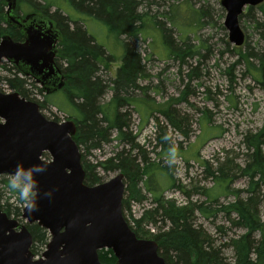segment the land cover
Here are the masks:
<instances>
[{"label": "rangeland", "instance_id": "rangeland-1", "mask_svg": "<svg viewBox=\"0 0 264 264\" xmlns=\"http://www.w3.org/2000/svg\"><path fill=\"white\" fill-rule=\"evenodd\" d=\"M28 1L41 5L50 2L48 14L60 6L63 15L81 18L88 34L113 57L109 63L104 60L99 63V75L109 85L100 100L103 107L113 96L108 79L115 78L122 66L124 46L120 41L127 42L141 55L144 72L138 80L140 87L121 93L120 96L130 100L118 104L119 112L125 113L127 130L140 147L131 148L116 139L114 129L110 131L109 142L89 153L85 154L79 146L86 164L103 161L124 148L129 155L140 158V167H150L147 174H139L138 196L129 200V210L125 212L132 231L138 238L153 239L170 226L162 215V206L187 207L191 210L189 224L201 233L200 239L206 237L204 247L206 251H214L215 264H234L232 241L245 229L234 223L235 213L229 217L220 209L236 200V196L221 194L217 202H212L208 190L213 187L215 178L208 169L215 174L224 171L232 178L230 189L238 190L240 198L244 199L248 178L241 170L259 146L256 139L263 141L260 148L264 154V69L259 64L264 56V0L258 6H245L239 15V25L245 34L240 46L228 39L224 26L226 11L220 0H136L137 9L144 14L143 28L141 25L136 34L119 38L102 22L74 10L68 0H17L16 13L34 12L35 6ZM5 10L6 6L2 12ZM172 45L183 47L184 52L180 54L183 59L173 55ZM10 67L11 64L2 60L0 91L6 93L17 92L5 81V77L13 73ZM18 76L23 77L19 72ZM32 83L26 84L28 95L24 98L38 103L44 117L57 122H75L73 118L81 117L77 115V103L69 105L66 93L59 90L46 98L39 91L40 84ZM166 111L171 112L175 125L165 116ZM165 135L169 136L167 141ZM158 136L164 141L159 143ZM172 146L177 147L179 159L169 167L167 154ZM42 158L49 160L51 155L44 151ZM119 171L96 169L102 182ZM8 180L9 175H0V208L2 206L7 216L27 225L21 215L12 210L17 206L22 213L24 204L4 185L3 181ZM146 183L156 190L154 194L147 190ZM124 184L126 186L127 181L124 180ZM256 195L258 214L263 218L264 184ZM157 197L158 202H154ZM203 208L210 212H204ZM140 218L138 226L135 221ZM45 246L35 245L36 257L41 256Z\"/></svg>", "mask_w": 264, "mask_h": 264}, {"label": "water", "instance_id": "water-1", "mask_svg": "<svg viewBox=\"0 0 264 264\" xmlns=\"http://www.w3.org/2000/svg\"><path fill=\"white\" fill-rule=\"evenodd\" d=\"M3 17L16 27L23 40L3 34L0 38V65L11 63L23 75L40 84L45 94L65 85V75L56 63L61 34L53 22L39 12L21 16L17 0H3ZM263 0H220L226 11L224 26L235 46L244 43L239 15L245 6H258ZM73 120L58 123L44 117L35 101L18 92L0 91V175H9L18 162L25 167L42 162L46 172L38 175L42 190L55 189L51 199H41L39 210L21 218L37 223L49 234L40 257L31 251L32 234L27 225L7 216L0 208V264H167L153 239L136 236L122 213L124 175L119 171L95 185L84 183L85 171L79 147L73 139ZM46 151L51 159L43 160ZM109 249L114 263L99 260L98 251Z\"/></svg>", "mask_w": 264, "mask_h": 264}, {"label": "trees", "instance_id": "trees-1", "mask_svg": "<svg viewBox=\"0 0 264 264\" xmlns=\"http://www.w3.org/2000/svg\"><path fill=\"white\" fill-rule=\"evenodd\" d=\"M74 10L82 11L89 14L90 17L102 22L110 31L121 35L131 36L136 34L139 26L143 28V12L137 9L136 0H68ZM29 5L35 6L34 12H39L50 18L53 25L61 33L62 41L59 42V52L56 58V63L61 68L65 75V85L60 90L66 93L68 103H77V118H73L76 124V132L73 136L78 147H82L83 151L89 153L90 150L101 147L103 143L110 141V131H116V139L123 143L129 144L131 148L140 147L134 139L135 137L127 130V122L124 118L125 113H120L118 104H124L130 100L120 96L121 93L129 92L130 88L140 87L138 80L143 76L142 58L136 49L131 47L127 42H122L124 52L121 58L122 66L117 70L115 78H109L110 88L113 91L112 99L106 106H101L100 100L105 94L109 85L106 80L99 75L101 60L111 62L113 57L104 51L105 49L96 43L94 37L88 34L83 20L75 18L70 14L63 15L60 6L56 10L48 14L50 2L47 4H35L34 1H28ZM17 5V4H16ZM5 7L3 0H0V36L3 34L10 35L14 40H22L21 32L14 26L9 25L4 20L2 9ZM1 22L5 23L2 26ZM3 32V33H2ZM173 55L180 56L182 46H170ZM173 47V48H172ZM181 57V56H180ZM182 59L184 57H181ZM264 56L259 59V64L264 69ZM59 61L60 62L59 64ZM13 73H9L5 77L6 83L10 88L19 91V94L25 98L28 95L26 84L32 83L29 77H19L18 70L14 65H11ZM11 67L9 70H11ZM39 91L43 93L41 87ZM44 97L48 98V94ZM77 99L79 101H77ZM165 116L175 125L171 112H165ZM263 137V134L261 135ZM256 139V152L252 159L242 168L241 173L248 178L247 197L240 198L238 190L230 189L231 179L224 171L215 174L214 171L208 172L210 176L215 178L213 187L208 190V196L212 202H217L221 194H233L236 200L227 205H223L227 215L235 213L237 220L236 225L245 229V232L232 241L234 250V264H264V217L258 214V199L256 193L259 187L264 184V154L261 151V144ZM160 143L161 136L157 137ZM135 143V144H134ZM140 150V149H139ZM84 154V155H85ZM84 155L81 157L82 165L85 171L84 183L87 185H95L102 182L101 177L97 174L96 169L101 168L104 171L120 170L124 175V180L127 185L124 187L121 207L123 217L125 212L129 210V200L136 198L139 193L138 180L140 173H148L150 167H140L135 156L129 155V151L122 148L114 153L113 156L96 161L94 164H86ZM140 156V153L139 155ZM144 154H141V157ZM142 159V158H141ZM145 160V157H144ZM150 180V179H149ZM4 185H8V181H3ZM146 188L153 194L156 192L154 188L146 183ZM260 195V194H259ZM159 197L154 199L158 202ZM19 201V200H18ZM19 203H22L19 201ZM23 204V203H22ZM2 208V206H1ZM220 208V207H219ZM8 213L10 209H5ZM16 215H21L20 208L15 206ZM162 215L168 219L170 226L167 230L159 232L153 236L158 244V253L161 255L167 264H215L213 260L214 251H206L204 240L200 239L201 233L196 231L189 224L191 218L190 209L187 207L177 209L173 205L162 206ZM203 211L210 212L208 208H203ZM127 222V220H126ZM136 225H140L141 218L136 219ZM128 224V223H127ZM130 229H133L129 224ZM27 227L32 234L33 244L42 246L46 245L49 235L45 229L37 223L27 224ZM134 230V229H133ZM257 237V238H256ZM35 245L31 247V251L35 252ZM35 255V253H34ZM174 255V257H173ZM99 260L104 263H114L116 258L109 249H101L98 251ZM221 264V263H218Z\"/></svg>", "mask_w": 264, "mask_h": 264}, {"label": "clouds", "instance_id": "clouds-1", "mask_svg": "<svg viewBox=\"0 0 264 264\" xmlns=\"http://www.w3.org/2000/svg\"><path fill=\"white\" fill-rule=\"evenodd\" d=\"M169 136L165 135L164 140ZM179 159L176 146L168 150L167 164L169 167L175 165ZM48 164L38 162L25 167L23 162H18L14 170L9 173L8 189L15 194L16 198L25 206V212L31 215L39 210V201L47 198L51 199L55 189L42 190L37 179L38 175L48 169Z\"/></svg>", "mask_w": 264, "mask_h": 264}, {"label": "flooded vegetation", "instance_id": "flooded-vegetation-1", "mask_svg": "<svg viewBox=\"0 0 264 264\" xmlns=\"http://www.w3.org/2000/svg\"><path fill=\"white\" fill-rule=\"evenodd\" d=\"M17 14H18V13H17ZM19 15H20V14H19ZM21 16H24V15H21ZM53 29H54V30H58V29H56V28L54 27V25H53ZM58 31H59V30H58ZM59 32H60V31H59ZM60 34H61V33H60ZM62 37H63V36H61V40H60V41H62ZM22 40H23V37H22ZM22 40H20V41H22ZM58 45H59V43H57V45H56V46H57V49L59 50ZM56 58H57V56H56Z\"/></svg>", "mask_w": 264, "mask_h": 264}]
</instances>
